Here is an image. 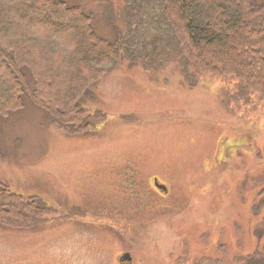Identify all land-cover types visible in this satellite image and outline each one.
Wrapping results in <instances>:
<instances>
[{
    "label": "rangeland",
    "instance_id": "obj_1",
    "mask_svg": "<svg viewBox=\"0 0 264 264\" xmlns=\"http://www.w3.org/2000/svg\"><path fill=\"white\" fill-rule=\"evenodd\" d=\"M65 1L92 14L96 32L118 42L121 59L79 92L91 115L87 131L66 133L28 93L21 108L0 118V180L46 206L31 226L0 222V264H97L101 256L87 260L77 249L81 238L63 230L61 212L102 199L115 156L140 160L132 164L148 204H177L131 232L138 253L150 255L146 264L160 257L165 264H244L264 242V100L234 112L213 82L194 85L163 24L161 0ZM49 22L59 36L70 27ZM154 174L168 195L151 186Z\"/></svg>",
    "mask_w": 264,
    "mask_h": 264
},
{
    "label": "trees",
    "instance_id": "obj_2",
    "mask_svg": "<svg viewBox=\"0 0 264 264\" xmlns=\"http://www.w3.org/2000/svg\"><path fill=\"white\" fill-rule=\"evenodd\" d=\"M161 8L194 85L213 82V90L234 112L258 107L264 100V0H161ZM54 19L70 26L62 36L49 22ZM143 33L150 38L153 32ZM120 59L118 42L101 37L92 14L80 5L0 0V118L21 108L28 93L53 112L66 133L87 131L91 115L80 105L79 92ZM36 200L23 199L0 180V222L33 225L46 208ZM242 262L264 264V242Z\"/></svg>",
    "mask_w": 264,
    "mask_h": 264
},
{
    "label": "flooded vegetation",
    "instance_id": "obj_3",
    "mask_svg": "<svg viewBox=\"0 0 264 264\" xmlns=\"http://www.w3.org/2000/svg\"><path fill=\"white\" fill-rule=\"evenodd\" d=\"M135 159L110 158L113 165L118 166L112 167L115 171L106 181L102 199L89 204H75L74 211L62 209L63 230L69 236L81 238L79 241L74 238V242L78 241L77 249L86 253L87 260L91 255L98 254L101 257L97 264H110L107 259L111 256H114L113 264H146L145 260L150 255L138 253L139 246L133 241L131 232L145 230L149 223L170 215L169 209L177 205L148 204L147 188L137 176L141 174V169L133 165ZM149 180L156 192L169 194V185L159 176L151 175ZM162 185L166 186L167 191ZM149 211H157L158 216L149 218ZM67 235L66 238H69ZM160 258L156 261L165 264V260ZM94 261L96 259H91V263Z\"/></svg>",
    "mask_w": 264,
    "mask_h": 264
},
{
    "label": "water",
    "instance_id": "obj_4",
    "mask_svg": "<svg viewBox=\"0 0 264 264\" xmlns=\"http://www.w3.org/2000/svg\"><path fill=\"white\" fill-rule=\"evenodd\" d=\"M162 186H163L164 189H166V186L165 185H162ZM166 191H167V189H166Z\"/></svg>",
    "mask_w": 264,
    "mask_h": 264
}]
</instances>
